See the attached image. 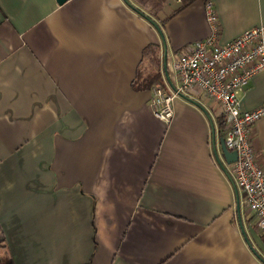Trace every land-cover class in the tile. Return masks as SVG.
<instances>
[{"label":"crops","instance_id":"obj_1","mask_svg":"<svg viewBox=\"0 0 264 264\" xmlns=\"http://www.w3.org/2000/svg\"><path fill=\"white\" fill-rule=\"evenodd\" d=\"M126 1L0 0V264H264L219 104L176 97L164 124L134 88L147 45L166 78L209 35L206 2L227 43L264 28V0H197L162 24L169 0L153 18L165 47ZM243 90L244 110L264 105V72ZM253 128L264 168V117Z\"/></svg>","mask_w":264,"mask_h":264},{"label":"built area","instance_id":"obj_2","mask_svg":"<svg viewBox=\"0 0 264 264\" xmlns=\"http://www.w3.org/2000/svg\"><path fill=\"white\" fill-rule=\"evenodd\" d=\"M210 1L206 2L205 18L210 33L204 39L187 44L172 61L171 88L155 84L151 87L148 108L153 116L168 124L173 116V100L190 93L219 104L227 150L234 151L232 180L241 190L244 205L251 213L256 230L264 233V168L259 166L252 145L254 124L264 117V105L244 110L239 94L254 75L264 72V28L252 27L221 43L220 26ZM264 154V149H261Z\"/></svg>","mask_w":264,"mask_h":264},{"label":"trees","instance_id":"obj_3","mask_svg":"<svg viewBox=\"0 0 264 264\" xmlns=\"http://www.w3.org/2000/svg\"><path fill=\"white\" fill-rule=\"evenodd\" d=\"M131 8L139 15V17H144L149 21L154 28L159 27L153 20L156 15L163 9L169 0H131ZM197 0H178V7L171 12L161 23L164 24L169 18L182 11L183 9L194 4ZM206 1V0H205ZM208 1V0H207ZM158 45L149 44L142 51V62L147 65L149 70L146 73H140L135 80L134 88L136 90H149L151 87L157 83L163 84L165 81L163 79H168L169 73L166 74L164 78V71L162 65L160 66ZM166 79V80H167ZM223 125V121L220 118V126ZM221 137L223 138V130L220 129ZM260 238L264 241V233H260Z\"/></svg>","mask_w":264,"mask_h":264},{"label":"water","instance_id":"obj_4","mask_svg":"<svg viewBox=\"0 0 264 264\" xmlns=\"http://www.w3.org/2000/svg\"><path fill=\"white\" fill-rule=\"evenodd\" d=\"M57 1V3L59 4V5H63V3H65L66 1H68V0H56ZM126 3L129 5V6H131V4H129L127 1H126ZM155 29H157L159 32H160V36H161V38H162V40H161V42H162V44H163V46L165 47V43L163 42V36H162V33H161V31H160V29H158L157 27H155ZM185 98V97H184ZM189 100V99H188ZM223 138H221L218 142H219V144H220V148H221V155H223V157H224V159H225V161H226V163L227 164H231V163H233L235 160H236V154H235V152L234 151H229V150H227V148H226V146H225V142H223ZM215 140H212V142H213V150H214V155L216 156V158H217V161L220 163V164H222L221 163V161H220V159H219V157H218V155H216V153H217V151H216V146H215V142H214ZM225 172H226V174H228V172L225 170ZM228 176H229V174H228ZM229 180L232 182V184H233V186H234V189H235V192L237 191V189H236V185H235V183H234V181L232 180V178L229 176ZM236 194H237V192H236ZM237 212L239 213V205H237ZM241 231H243V230H241ZM243 233H244V231H243Z\"/></svg>","mask_w":264,"mask_h":264},{"label":"rangeland","instance_id":"obj_5","mask_svg":"<svg viewBox=\"0 0 264 264\" xmlns=\"http://www.w3.org/2000/svg\"><path fill=\"white\" fill-rule=\"evenodd\" d=\"M247 213H249V211Z\"/></svg>","mask_w":264,"mask_h":264}]
</instances>
